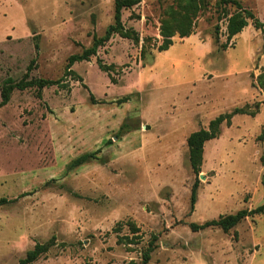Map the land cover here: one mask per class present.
<instances>
[{"label":"rangeland","instance_id":"rangeland-1","mask_svg":"<svg viewBox=\"0 0 264 264\" xmlns=\"http://www.w3.org/2000/svg\"><path fill=\"white\" fill-rule=\"evenodd\" d=\"M131 1L121 22L137 40L115 33L66 70L113 23L114 0H0V91L26 72L60 80L0 107V264L51 237L31 264H264V212L228 231L189 226L264 204V30L250 21L227 40L237 8L219 0ZM238 1L264 27V0ZM176 14L191 34L157 51ZM234 108L254 115L219 126L196 176L186 138Z\"/></svg>","mask_w":264,"mask_h":264},{"label":"trees","instance_id":"trees-1","mask_svg":"<svg viewBox=\"0 0 264 264\" xmlns=\"http://www.w3.org/2000/svg\"><path fill=\"white\" fill-rule=\"evenodd\" d=\"M222 4L231 3L236 6L237 11L233 14L227 16V24H226V37L227 40H230L234 35L238 34L242 31L244 27H246L251 21L252 25L256 29L264 30L262 22L256 18L253 12L245 8L241 5L238 0H219ZM134 2L131 0H114V15H113V23L108 25L105 30L104 35L99 38L94 37L91 46L82 50L81 53L71 54L67 58L66 70H68L74 62L87 60L90 56L96 53V50L99 46L103 45L106 41L110 39V37L118 33L122 37L132 38L133 40H137V35L135 31L132 29H125L121 22V10L123 7H129ZM224 7V6H223ZM184 16L179 14L171 15L167 18H164L161 21L160 25V34L163 38L162 43L157 47V51L166 50L169 45H171L172 40L171 37L177 32L179 37L189 36L192 32V27L190 24L184 23ZM222 49H226L228 47L227 43L221 45ZM28 77V72L25 73L24 77L18 81L13 82L11 79H6L0 91V107L5 105L10 97V94L14 88L23 90L28 87H35L37 90V94L41 96V90L44 87L58 84L60 80H50V79H31L26 80ZM258 84L260 86L264 85V72L258 75ZM124 99H128L125 97ZM235 114H249L251 116L254 115V112L244 110L242 108H234L231 112L219 114L215 118L211 119L206 128H200L196 131L191 132L186 138V144L188 147V161L192 172L198 176L200 172V165L202 161V153H203V145L207 140L215 138L219 134V126L222 123L227 125L230 124V119ZM99 151L95 152L83 153L72 160L71 166H79L90 158H94L95 154ZM197 179L192 185L191 194H190V209L192 210L194 207V203L196 200V188H197ZM2 202L7 201L6 199H1ZM264 212V204L256 206L255 208H242L237 210L235 213L219 215L217 218L206 220L203 223H195L191 222L189 224L190 228L193 231L202 230L208 227H218L223 231H228L237 225L240 221L247 217H252L255 214H262ZM129 226L133 230V232H137L138 228L136 227L134 222L129 221ZM156 235H152L150 241L148 242V247L143 255V260L147 261L150 257V252L153 249V244L156 241ZM53 245V237L44 243H36L34 247L28 250L25 253V256L19 260V264H31L35 260H37L43 253L47 252L48 248Z\"/></svg>","mask_w":264,"mask_h":264},{"label":"water","instance_id":"water-1","mask_svg":"<svg viewBox=\"0 0 264 264\" xmlns=\"http://www.w3.org/2000/svg\"><path fill=\"white\" fill-rule=\"evenodd\" d=\"M199 177H200V178H202V176H201V175H199Z\"/></svg>","mask_w":264,"mask_h":264}]
</instances>
